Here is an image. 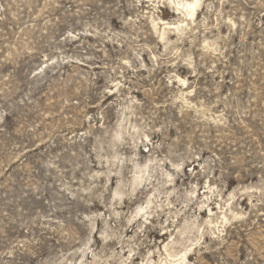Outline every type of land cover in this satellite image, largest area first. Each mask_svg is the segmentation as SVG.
Here are the masks:
<instances>
[{
  "label": "rangeland",
  "instance_id": "374dc122",
  "mask_svg": "<svg viewBox=\"0 0 264 264\" xmlns=\"http://www.w3.org/2000/svg\"><path fill=\"white\" fill-rule=\"evenodd\" d=\"M0 264H264V0H0Z\"/></svg>",
  "mask_w": 264,
  "mask_h": 264
},
{
  "label": "bare ground",
  "instance_id": "6f19581e",
  "mask_svg": "<svg viewBox=\"0 0 264 264\" xmlns=\"http://www.w3.org/2000/svg\"><path fill=\"white\" fill-rule=\"evenodd\" d=\"M197 6V3L194 5V4H189V16H193L194 15V12H195V8Z\"/></svg>",
  "mask_w": 264,
  "mask_h": 264
}]
</instances>
